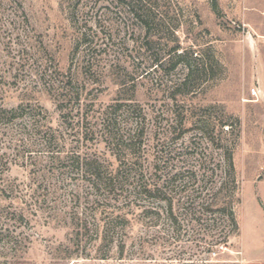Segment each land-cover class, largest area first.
I'll use <instances>...</instances> for the list:
<instances>
[{
	"label": "rangeland",
	"instance_id": "rangeland-1",
	"mask_svg": "<svg viewBox=\"0 0 264 264\" xmlns=\"http://www.w3.org/2000/svg\"><path fill=\"white\" fill-rule=\"evenodd\" d=\"M0 109V264H264V0H0Z\"/></svg>",
	"mask_w": 264,
	"mask_h": 264
},
{
	"label": "trees",
	"instance_id": "trees-1",
	"mask_svg": "<svg viewBox=\"0 0 264 264\" xmlns=\"http://www.w3.org/2000/svg\"><path fill=\"white\" fill-rule=\"evenodd\" d=\"M139 16V15H137ZM139 18L142 19V24H143V28L146 29V31H148V27L150 28V19L149 17H147L146 13ZM172 52H176L177 49L174 48L172 49ZM155 64L156 66H159L160 62L159 60L155 59ZM59 109L62 107V105H59ZM62 110V109H60ZM20 112V109H14V110H7V109H0V120H2L3 118H12L10 119V122H12V120H14L15 117V113ZM115 112H117V110H115ZM226 123H223L222 126H225ZM96 128L93 129V127L91 128V132L94 134V136L96 135V132L99 128V119L98 122L95 124ZM78 160V165L80 166V168L84 171V174L86 177H88L90 179V181L93 182L94 187L99 189L104 188V189H109L111 188L112 190H115L116 188V179H119L120 176L119 175H111L110 177L107 176V178H104L101 174H100V167H99V161L98 160H85L84 162H81L80 158H77ZM228 162V167H229V172H230V176L232 178L231 180V184L233 186V192L235 193L236 190H238L237 187V181H236V177H235V167H234V161L232 157H229V159H227ZM222 189V188H220ZM218 189V190H220ZM151 194H154L157 197H161L163 191L160 190H153V191H148ZM161 200V199H160ZM240 202V201H239ZM240 204V203H239ZM208 207L206 208L207 212L206 214H209L210 216H215V215H219L220 213H223V215H225L228 218V222L230 223L231 226V231H230V235H235V234H239L240 233V226H239V222L237 219V215H236V201H235V197L233 194V197L231 200H229L228 202L219 205L218 203H214V204H209L207 205ZM201 210H203V208H201ZM228 239V237L226 238ZM226 243V241H224Z\"/></svg>",
	"mask_w": 264,
	"mask_h": 264
}]
</instances>
